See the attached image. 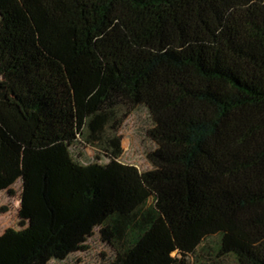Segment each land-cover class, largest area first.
<instances>
[{
  "label": "trees",
  "instance_id": "1",
  "mask_svg": "<svg viewBox=\"0 0 264 264\" xmlns=\"http://www.w3.org/2000/svg\"><path fill=\"white\" fill-rule=\"evenodd\" d=\"M141 106L147 171L118 135ZM80 138L109 161L76 160ZM20 180L0 264L97 231L110 264H264V0H0V195Z\"/></svg>",
  "mask_w": 264,
  "mask_h": 264
},
{
  "label": "rangeland",
  "instance_id": "2",
  "mask_svg": "<svg viewBox=\"0 0 264 264\" xmlns=\"http://www.w3.org/2000/svg\"><path fill=\"white\" fill-rule=\"evenodd\" d=\"M152 120L148 110L141 106L129 115L120 128L118 135L122 138L124 153L121 161L126 164L135 165L141 171H147L152 168L148 162L147 154L156 148V144L148 137L147 131L152 127ZM109 135L114 133L109 130ZM72 154L76 160L82 163H91L99 160L105 164L109 161V153L106 141L96 142L91 145L84 138H80L75 146L71 148ZM99 158V159H97ZM14 196H10L7 191L0 195V235L8 228L19 229V209L20 197L22 191V182L18 181L14 187ZM218 237L210 238L207 245L211 247V253L215 256ZM89 249L71 255L65 261L53 260L49 264H110L114 256V251L101 243L98 231L96 235L89 240ZM201 254V253H200ZM198 253V255H200ZM204 258H188L189 264H210L205 262ZM238 262L235 254L230 255L223 264H235Z\"/></svg>",
  "mask_w": 264,
  "mask_h": 264
}]
</instances>
